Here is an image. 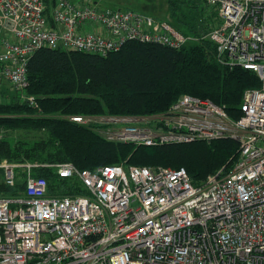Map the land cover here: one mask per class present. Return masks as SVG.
<instances>
[{"label": "built area", "instance_id": "built-area-1", "mask_svg": "<svg viewBox=\"0 0 264 264\" xmlns=\"http://www.w3.org/2000/svg\"><path fill=\"white\" fill-rule=\"evenodd\" d=\"M217 23L203 37L216 60L256 72L233 118L209 100L184 94L164 113L145 117L72 115L107 140L155 146L230 138L239 144L230 171L194 184L184 167L108 164L79 169L83 194L50 195L44 177L0 197V264H264V0H205ZM131 39L181 48L197 40L169 20L75 0H0V89L28 96V64L43 47L107 55ZM2 162L14 186L18 167Z\"/></svg>", "mask_w": 264, "mask_h": 264}, {"label": "trees", "instance_id": "trees-1", "mask_svg": "<svg viewBox=\"0 0 264 264\" xmlns=\"http://www.w3.org/2000/svg\"><path fill=\"white\" fill-rule=\"evenodd\" d=\"M204 2L167 0L171 24L197 37L181 48L131 39L107 55L62 47L36 50L28 64L26 88L35 102L0 89V164L72 162L79 169L108 164L184 167L194 184L221 169L230 171L239 151L238 142L230 138L136 145L109 141L97 131L98 125L85 126L70 119L72 115L154 116L166 112L184 94L209 99L238 118L245 90L260 87L261 81L252 70L217 62L215 43L203 37L215 16ZM16 171L15 185L10 186L0 168V197L26 189V167ZM33 173L46 178L50 195L86 192L77 178H61L54 167H36Z\"/></svg>", "mask_w": 264, "mask_h": 264}, {"label": "rangeland", "instance_id": "rangeland-1", "mask_svg": "<svg viewBox=\"0 0 264 264\" xmlns=\"http://www.w3.org/2000/svg\"><path fill=\"white\" fill-rule=\"evenodd\" d=\"M75 1H79L81 4L83 3H89V4H94V5L97 4V6L101 9L107 8V7H113V8H121L123 10H127V9L138 10V11H142L144 13L150 14L159 19L169 20L167 0H75ZM205 5L208 8V5L206 3ZM210 11L213 12V15L215 14L214 10L210 9ZM212 22L213 24L210 27V29H212V27L215 26V24L217 23V19L215 18V16L214 18H212ZM10 92L16 93L17 91L14 90V88H12ZM0 95H1V92H0ZM2 135L3 133L0 132V138L3 137ZM13 163H17V162H13ZM26 163L33 164L30 167H26L27 169L26 175L28 174L33 175L34 174L33 168H36V167H45V168L47 167L48 168V167H52V164H53V163L25 162V164ZM17 164H24V163H17ZM19 168H23V167H19ZM0 181H2L1 175H0Z\"/></svg>", "mask_w": 264, "mask_h": 264}, {"label": "crops", "instance_id": "crops-1", "mask_svg": "<svg viewBox=\"0 0 264 264\" xmlns=\"http://www.w3.org/2000/svg\"><path fill=\"white\" fill-rule=\"evenodd\" d=\"M3 88L9 90V91H7L8 94H12V93L10 92V90H11L12 88H11V86L9 85L8 82H6V83L4 84ZM0 99H1V96H0Z\"/></svg>", "mask_w": 264, "mask_h": 264}]
</instances>
